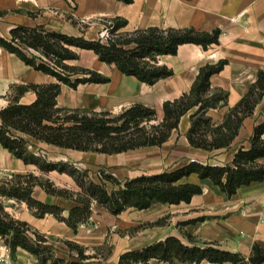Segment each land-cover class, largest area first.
<instances>
[{
    "label": "trees",
    "instance_id": "trees-1",
    "mask_svg": "<svg viewBox=\"0 0 264 264\" xmlns=\"http://www.w3.org/2000/svg\"><path fill=\"white\" fill-rule=\"evenodd\" d=\"M122 1L129 4L134 0ZM126 24L125 20H114L107 41L49 31L41 25H18L10 30L7 38L0 36L1 47L15 54L27 66L56 79V82L28 83L14 88L17 93L13 100L0 111V144L26 164H36L41 170H56L73 176L84 190L85 197L73 198L68 190L57 188L51 182H33L37 178L32 175L27 180L24 176H18L17 185L2 188L0 193L26 202L38 218L48 214L54 216L65 222L74 233L79 231L81 225L90 222L93 214L92 200L106 206L111 214L119 215L128 208L146 210L158 203H189L195 195L203 192L200 185L185 180L192 174L200 179H210L228 196L235 194L242 186L264 179V165L256 162L264 157V123L255 127L250 148L238 149L232 165L217 166L192 161L174 170L137 176L123 183L105 173H102L100 183L86 182L78 178V170L67 171L62 163L41 165L39 156L28 150L29 140L20 134L60 148L118 154L162 145L171 132L178 128L181 117L195 107L197 110L191 115V127L187 135L190 144L205 150L228 146L237 135L243 120L252 114L255 104L264 95V70H261L257 81L230 110L224 122L214 127L207 112L228 102V93L222 89L213 91L210 84V78L221 72L227 64V60L223 59L200 67L188 93L174 100H166L163 103V120L157 124H150L156 118V110L140 103L123 109L117 115H112L108 110L98 112L86 108L59 107L57 97L62 85L75 89L80 84L110 81L108 76L96 70L67 64V61L80 58L77 50H90L99 61L115 65L121 73L134 76L140 82L154 85L174 75L171 68L159 63V56L176 55L180 45L188 43L207 50L219 42L221 34L220 29L201 32L193 28L157 27L120 32ZM77 74L83 76L72 79ZM27 91H33L36 100L30 104H21L20 98ZM208 133H214L211 140ZM106 181L117 187L108 191ZM36 184L49 194L72 199L76 204L66 209L43 203L32 196ZM65 211L67 215L63 214ZM184 235L192 245L184 244L176 236H167L142 249L123 252L118 264H150L154 259L165 264H171L174 260L220 264L246 262L245 257L238 252L222 249L214 242L200 241L191 234ZM0 236L11 247L14 257L17 249L22 248L34 256L35 264H98L95 261L96 255L88 253L87 247L74 241H64L70 251L69 259L58 256L51 243L52 236L11 216L3 205H0ZM249 262L264 264V248L254 245Z\"/></svg>",
    "mask_w": 264,
    "mask_h": 264
},
{
    "label": "crops",
    "instance_id": "crops-1",
    "mask_svg": "<svg viewBox=\"0 0 264 264\" xmlns=\"http://www.w3.org/2000/svg\"><path fill=\"white\" fill-rule=\"evenodd\" d=\"M116 19L125 20L127 23L120 32L157 27L193 28L201 32L220 29L221 34L219 42L207 50L188 43L180 45L176 55L159 56V63L171 68L174 75L161 79L154 85L140 82L134 76L121 73L115 65L100 61V68L97 71L108 76L110 81L82 84L77 89L78 97H73L71 91L75 92L74 90L62 85L61 93L57 98L59 107L89 108L98 112L108 110L115 113L140 103L154 108L156 116L162 121L163 103L188 93L200 67L224 59L227 60L224 69L210 78L213 91L222 89L228 93L226 105L212 108L207 112L215 127L224 122L230 110L257 81L259 71L264 70V0H134L129 4L122 0H0V36L4 38H7L10 30L18 25L27 27L41 25L49 31L87 37L86 35L95 30L100 31L104 21ZM78 52L81 56L82 52L92 51L78 50ZM50 82H56V79L27 66L15 54L9 53L0 46V111L13 100L17 93L14 89L16 86ZM35 100L36 94L27 91L21 96L20 103L30 104ZM196 110L197 107L181 117L178 128L171 132L168 140L162 145L137 148L155 149L144 152V156L146 160L163 166L158 171L143 175L174 170L192 161L217 166L232 165L238 149L241 147L249 149L255 127L264 123V95L255 104L252 114L243 120L232 142L228 146L212 150L192 146L188 140L191 115ZM20 135L27 138L34 148L44 145L52 150L54 153L53 156L48 157L49 163L50 160L78 163L77 161L97 159V163H104L105 166L113 168L120 165L113 156L128 152L109 155L65 149L37 141L24 134ZM213 135L214 133H209L208 138L211 140ZM102 158H104L103 162ZM256 162L264 165V157L257 159ZM122 165L126 166L124 163ZM168 165L172 167L168 168ZM47 172L44 173L36 164L24 163L0 144V189L17 185L18 176H24L25 179L31 175L38 179L39 176H44L56 186L68 189L75 184L67 173L56 170ZM185 180L200 185L203 192L195 195L189 203L166 204L180 207L181 213L172 218L170 225H158L152 231H148L149 237L146 240L132 236L129 232L120 237V240L115 242L117 246L112 254L111 264H118L119 256L125 251L142 249L171 235L178 237L186 245H192L184 234H191L200 241L214 242L222 249L238 252L245 257L244 264H250L249 259L253 255L254 245L258 244L264 248V179L240 187L232 196L224 193L210 179H200L196 174L190 175ZM32 196L46 204H56L60 207H71L72 204L70 199L49 194L38 184L34 185ZM0 204L4 207L26 208L27 211L23 213L14 210V217L28 222L41 233L62 240L64 244V241L69 240L83 245L88 248L90 254H94L90 250L103 243L104 227L102 226L100 231L86 234L84 230H79L74 233L65 222L57 220L52 215L48 214L45 218L36 217L24 201L0 193ZM194 220L195 222H190ZM120 223L128 228L135 226L136 222L130 216ZM118 227L119 225L115 226ZM180 227H182L181 231H179ZM57 243L56 246L53 244L56 254L59 253ZM15 254L16 264L36 262L34 256L22 248H18ZM95 261L104 264L98 258H95ZM149 263L165 264L155 259ZM171 264L220 263L208 261L189 263L174 260Z\"/></svg>",
    "mask_w": 264,
    "mask_h": 264
},
{
    "label": "rangeland",
    "instance_id": "rangeland-1",
    "mask_svg": "<svg viewBox=\"0 0 264 264\" xmlns=\"http://www.w3.org/2000/svg\"><path fill=\"white\" fill-rule=\"evenodd\" d=\"M109 21L111 20H106L104 21L102 24V28L100 31H93L91 32L89 35H86L88 39H99V34L102 31V29L108 25ZM114 22V21H112ZM107 41V40H105ZM78 51V50H77ZM69 65H73L76 67H82V68H89L92 70H98L100 68V61L97 57L96 54H94V52H82L80 58L78 60H70L66 62ZM78 76H83L80 74L74 75L72 77V79L77 78ZM82 85V84H80ZM79 85V86H80ZM67 86V85H65ZM78 86V87H79ZM69 87V86H68ZM78 87L77 88H71L70 89L74 90L75 92L71 91L73 93V97H76L78 94ZM77 93V94H76ZM78 97V96H77ZM58 98V97H57ZM89 109V108H86ZM92 110V109H89ZM94 111V110H92ZM121 111L119 112H115L112 113V115H117L119 114ZM160 120L159 118L156 116V118L154 120H152L150 122L151 123H159ZM209 134V133H208ZM31 145V144H29ZM31 152H35L37 154H35L36 156H39V160L41 165H48V157L53 156L52 154L54 152H52V150L50 151L49 148H46L44 145L39 146L40 148H34L33 145H31ZM29 150V149H28ZM29 150V151H30ZM155 149H136V150H132V151H128L124 154H121L120 156H113V159L117 160L120 165L115 166L113 168L107 167L104 165V163L100 164L97 163L98 160H85V161H77L78 163H74V162H57L54 160H50V163H62L64 168L67 171H72L73 169H76L80 172V174H78V178L82 179L83 181L89 182V181H94L96 183H100V177L102 176V173L104 174H111L113 175L116 179H118L120 182H125L127 179H130L132 177H137L139 175H143L144 173H150V172H155L160 170L163 166H160V164L158 163H152L150 160H146L145 156H144V152H150ZM104 158H102V162ZM97 161V162H96ZM79 163H81L79 165ZM122 163H124L123 166ZM172 167V165H168V168ZM45 169V168H43ZM44 173H48L47 171L43 170ZM68 174V173H67ZM82 174L83 178H82ZM69 175V174H68ZM72 179V181H74V185H72V187L70 189L63 187V186H56L55 184H52L60 189H66L68 190L72 195L73 198H83L85 197V192L84 190H82V188H80V186H78L75 178L71 175H69ZM57 177V176H56ZM29 178H25V180H27ZM32 180V179H30ZM33 182H49L50 181L45 178L44 176H39V179L37 178V180H33ZM106 188L108 189V191H111L114 187H117V185L112 184L111 182L106 181ZM67 199V198H66ZM72 201L71 207L74 206L76 203L75 201H73L72 199H70ZM44 203V202H43ZM3 205V204H0ZM28 205V204H27ZM52 205H56V204H52ZM58 206V205H57ZM71 207H63L66 209H69ZM91 207L93 208V214L91 217V220L88 224H83L81 225L79 230H84V233H90V232H95V231H100L99 229H101V226L104 227L103 231V235H102V239H103V243L102 245L95 247L94 250H90L91 253H94L97 258L101 261V263L104 264H111V260H112V254L115 252L116 246L117 244L115 243L116 241L120 240V237H123L126 233L129 232L130 235L132 236H138L140 239L142 240H146L149 236V232L148 231H152L153 228L157 227L158 225H170V221H172V218L175 215H178L180 212V207H172L166 204H155L154 206H152L149 209L146 210H138L136 208H128L127 210H125L124 213H122L120 216L117 215H113L111 214L108 209L106 208V206L100 205L97 203V201L92 200L91 202ZM7 208H12L7 209ZM29 208V206H28ZM6 212H8L11 216H15L14 210L17 212H26V208L23 209L22 207H5ZM32 210L30 209V212ZM64 215H67V211H65L63 213ZM131 216V219L133 221H135V226H130V227H126L125 224L122 225V223H120L121 220L124 219H129V217ZM46 217V216H45ZM43 217V218H45ZM54 217V216H53ZM55 218V217H54ZM118 226V228H115V226ZM179 226V224H177ZM35 228V227H33ZM115 228V231H114ZM182 230V227H180L179 231ZM57 239H51V243L54 244L56 246V242L57 243V247H59L57 250H59L57 253L59 256L64 257L66 259L70 258V252L68 250V247L66 244L63 243L62 240H57ZM53 241V242H52Z\"/></svg>",
    "mask_w": 264,
    "mask_h": 264
},
{
    "label": "built area",
    "instance_id": "built-area-1",
    "mask_svg": "<svg viewBox=\"0 0 264 264\" xmlns=\"http://www.w3.org/2000/svg\"><path fill=\"white\" fill-rule=\"evenodd\" d=\"M112 21H109L108 25L105 26L99 34V39L105 41L109 38L111 29H112ZM32 147L28 145V149L30 150ZM34 154H37L34 152ZM0 264H16L14 260V256L12 254L11 247L5 242V240L0 236Z\"/></svg>",
    "mask_w": 264,
    "mask_h": 264
}]
</instances>
